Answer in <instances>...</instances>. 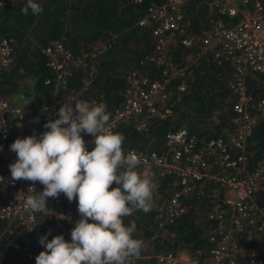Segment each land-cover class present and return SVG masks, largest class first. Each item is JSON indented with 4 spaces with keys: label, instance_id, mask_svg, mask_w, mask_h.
Segmentation results:
<instances>
[{
    "label": "built area",
    "instance_id": "2783aa9c",
    "mask_svg": "<svg viewBox=\"0 0 264 264\" xmlns=\"http://www.w3.org/2000/svg\"><path fill=\"white\" fill-rule=\"evenodd\" d=\"M30 1L0 0V10ZM190 5L207 13L196 31L186 15ZM136 24L150 31L152 52L144 62L159 73L149 78L129 70L121 102L107 116H97L104 107L101 100L81 101L67 94L41 107L43 125L27 131V143L16 133V125L25 122L24 110L0 93V221L19 228L20 262L54 264L61 258L58 244L46 247V232L63 237L67 264H116L129 257V252H112L91 240L92 231L114 229L107 222L108 209L101 203L77 202L92 178L88 161L101 159L134 166L137 185L147 186L155 198L153 220L159 235H171L164 226L183 214L184 194L208 198L206 219L215 224L204 235L207 249L158 252L152 255L156 264H262L251 244L264 239V210L255 201L264 191V155L248 171L244 157L247 138L264 120V97L252 96L245 84L252 75L264 84V0H148ZM107 46L106 41L98 42L74 55L59 41H49L40 49L51 72L44 83L63 88L73 66L93 70V58ZM177 46L184 52L175 62ZM202 58L229 68L232 115L217 136L203 138L180 126L164 134L160 151H102L118 125L141 131L149 119L169 115L172 81L174 91H186L192 80L189 67ZM11 60L12 38L0 34V76ZM164 176L171 177L172 185L165 195L156 191L157 179Z\"/></svg>",
    "mask_w": 264,
    "mask_h": 264
},
{
    "label": "trees",
    "instance_id": "16d2710c",
    "mask_svg": "<svg viewBox=\"0 0 264 264\" xmlns=\"http://www.w3.org/2000/svg\"><path fill=\"white\" fill-rule=\"evenodd\" d=\"M147 4L148 0L139 4L125 0H31L0 10V34L12 38V60L0 76V93L23 106L29 130L41 129L45 114L40 109L52 100L67 94L81 101L101 100L104 107L97 116H107L121 102L124 78L129 70H137L149 78L158 76V69L144 62L152 52L150 31L136 24ZM206 14L203 7L190 5L186 9L192 31L200 27L199 22H204ZM51 40L59 41L74 55L89 50L98 42L106 41L108 46L93 58V70H89V66H73L65 78V86L54 88L51 82L44 83L51 78V72L44 65L40 52ZM183 52L179 46L174 49L175 62ZM189 69L192 80L186 91H174L175 82L171 83L169 115L149 119L141 131L118 125L106 138L102 151L106 154L128 148L160 151L164 134L180 126L203 138L217 136L232 115L233 96L226 84L229 68L210 58H202ZM245 84L252 96L264 97V84L259 77L248 76ZM24 99L26 101L22 102ZM263 155L264 120L253 128L246 140L244 169L251 170ZM88 162L92 178L79 192L77 202L81 206L101 203L108 209L107 222L114 229L105 227L92 231L90 236L93 243L112 252H129L128 258L116 264H156L152 255L158 252L207 249L204 235L215 223L206 219L210 205L206 195L184 194L180 199L183 214L164 226L171 235H159L153 220L155 198L148 194L147 186L134 185L133 180L137 178L134 166L101 159ZM156 185L157 193L165 195L172 188L171 177H159ZM208 188L209 185L204 187L203 193ZM1 196L0 193V202ZM255 201L264 210V191L256 194ZM18 232L16 226L6 227L5 222L0 221V264H25L20 262L17 253ZM46 233L47 248L54 244L60 246L61 258L54 264H67L62 256L63 237L54 238L50 232ZM251 246L264 264V239Z\"/></svg>",
    "mask_w": 264,
    "mask_h": 264
},
{
    "label": "crops",
    "instance_id": "0c3cea01",
    "mask_svg": "<svg viewBox=\"0 0 264 264\" xmlns=\"http://www.w3.org/2000/svg\"><path fill=\"white\" fill-rule=\"evenodd\" d=\"M11 101H13L15 104L19 105L20 107L23 108V106L16 101V99L14 98H10ZM22 102H25L26 100H21ZM30 127H28V123L27 121H25L24 123H20L16 125V133L23 139V141L30 143V139L28 140V132Z\"/></svg>",
    "mask_w": 264,
    "mask_h": 264
},
{
    "label": "rangeland",
    "instance_id": "374dc122",
    "mask_svg": "<svg viewBox=\"0 0 264 264\" xmlns=\"http://www.w3.org/2000/svg\"><path fill=\"white\" fill-rule=\"evenodd\" d=\"M136 181H137V182H136ZM139 181H140L139 178H136V180H133L134 185L136 186L137 184H139ZM142 185H143V184H141V185H139V186L137 185L136 187H141V188H142V187H143Z\"/></svg>",
    "mask_w": 264,
    "mask_h": 264
}]
</instances>
